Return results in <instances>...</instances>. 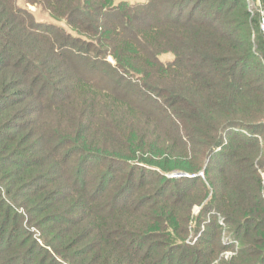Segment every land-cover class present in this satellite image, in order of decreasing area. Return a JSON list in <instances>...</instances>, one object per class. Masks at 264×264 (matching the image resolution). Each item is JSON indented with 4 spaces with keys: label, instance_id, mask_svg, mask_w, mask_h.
<instances>
[{
    "label": "trees",
    "instance_id": "trees-1",
    "mask_svg": "<svg viewBox=\"0 0 264 264\" xmlns=\"http://www.w3.org/2000/svg\"><path fill=\"white\" fill-rule=\"evenodd\" d=\"M114 1L98 6V22L88 10L89 17L69 16V9L85 7L79 1L28 0L41 2L56 21L66 16L71 30L86 36L80 39L36 19L17 0H0V264H165L168 256L166 264H264V167L258 171L264 166V0H258L263 16L251 11L248 0H192L190 10L181 9L186 0L170 7L163 0ZM201 7L209 15L194 17ZM151 13V20H143ZM63 39L72 43L61 48ZM78 46L110 54L115 63L104 65L117 80L118 70H148L151 63L160 76L175 78L165 83L167 98L186 95L188 101L177 98L178 113L168 106L141 119V107L122 95L128 89L120 90L115 79L110 86L104 79L103 91L95 77L66 67ZM166 52L173 59L157 62ZM146 74L152 76L147 71L141 79ZM184 105L191 109V125L184 123ZM166 118L170 125H162ZM232 127L259 133L248 136ZM182 129L200 144L193 167ZM163 153L178 155L188 168L171 166ZM240 154L236 164L232 159ZM257 154L263 160L254 167ZM205 159L211 189L205 213L217 210L207 226L219 232L192 240L187 216L195 202L188 191H194L171 190L165 173L190 175ZM155 166L161 173L151 170ZM125 191L132 200L123 198ZM218 215L229 244L223 243ZM206 236L215 239L213 251ZM235 246L234 256L217 261L220 250Z\"/></svg>",
    "mask_w": 264,
    "mask_h": 264
},
{
    "label": "rangeland",
    "instance_id": "rangeland-1",
    "mask_svg": "<svg viewBox=\"0 0 264 264\" xmlns=\"http://www.w3.org/2000/svg\"><path fill=\"white\" fill-rule=\"evenodd\" d=\"M40 1H44V0H40ZM77 1H79L78 6H80L81 4L85 3V7L83 5L82 9H79L78 7L75 10L74 9H69L67 11L69 13V16H74V17H80V16L84 17V16H86V17H89V15L87 14V10H88V12H90V14H91V17H90L91 19H93L94 16L97 15L98 16V22L100 20L103 21V17L100 19V14H99L100 11H99L98 6L106 3V0H72V3L73 2L76 3ZM191 1L192 0H186V2H184V3L181 2L182 6H184L181 9H184L185 6H187V8H189V10H190L191 9L190 8V2ZM119 2L128 3L130 5H132V4L139 5V4L145 3L146 0H115L113 5L117 4ZM203 2H205V1H203ZM163 3H164V6H166V4L169 7L172 6V5L175 6L174 0H163ZM248 3H249V8L251 9V11L259 10L261 16H263V12L260 11V9H259L260 5H259V1L258 0H248ZM17 4L19 6H27L33 12V14L36 17V19H40L44 23H51V24H54L56 26L62 27L65 30V32L71 34L73 37H77V38H80V39H86V36L79 35V34L77 35L73 30H71L70 25L67 23L66 16L61 18L60 21L54 20L51 17L50 12L42 7V3L41 2L39 4L38 3H33L32 4V3L28 2V0H17ZM104 10L106 11V9H103V11ZM77 11H78V13H77ZM182 12H183L184 15L186 14L185 10L182 11ZM208 15H209V13H207L204 10V7H201L194 14V17H199V16L200 17H205V16H208ZM151 17H153V13H151L148 18H144L143 20L149 21V20H151ZM90 26H91V28L92 27L94 28V26L92 24ZM128 28L130 29V25L129 24H128ZM131 29L136 30L134 25H133V27L131 26ZM86 33L89 34V32H87V31H86ZM59 42L61 44V48H66L69 43H72V41H69L68 39L59 40ZM77 42H80V41H77ZM83 43H85L87 45H91L90 42H83ZM73 46H76V44H73ZM97 47H98V52H101L103 47L96 46V48ZM77 49L79 51H77V50L74 51V53H76L75 57L70 56L69 59L65 60L66 67L70 71L75 70L76 74H81L84 77L85 76L86 77L89 76L90 78L95 77V83L97 84V87L99 89L103 90V91H104V88H103L104 79H105V81H107V82H105V84L107 86H110L116 80L117 83L119 85H121V87H119L120 90L125 92L126 88L128 89L126 94H122L120 91H118V92H120V94H122V95H127L128 98L134 100L136 107H138V106L141 107L140 110H142L144 112L142 115H140V112L138 111L141 119L143 117L144 118L145 117H157V115L160 114V110L161 109H165L168 106H171L172 110L174 112H177V102H176L177 98L178 99H184V100H185V98H187L186 95H181V96H178V97L175 96L171 100L168 99L167 95H165V93H169V95H170L171 89H170L169 86H166L165 83H167L168 81L169 82H173V80H175V78L170 79V78H168V76H166V77L160 76V73L158 72V68L156 66L151 67L152 66L151 63H149L151 69H148V70L146 69L147 65L140 66V67H143V68L137 69L136 72L135 71H129V69H127V71H125L123 69L122 70H118L120 76L118 77V80H117L116 79L117 76L112 74V72H110V70H109L110 68H108L107 65H104V63L106 64L107 62H110L109 65H111V66L113 65V63H115L114 59L112 58V56L110 54H108V56H107V54L103 55V56H99L97 53L92 54L91 52H88V50H87V48L85 46H78ZM63 50H65V49H63ZM89 56H91L93 58H96L97 61L93 60V62L91 63L89 61V59H88V58H90ZM104 56H105V58H104ZM142 57L146 58L143 55H142ZM172 59H173V55L170 52L161 53L156 58L157 62H159V63L162 62V63H165V64L170 62ZM90 60H91V58H90ZM100 60L103 62V64L101 63ZM205 66H207V64H205ZM208 67L209 66H207V68ZM57 69L60 70L61 68L58 67ZM69 70H67L68 73H69ZM147 71L150 72L152 74V76L146 74L147 77L144 78V79H141V75L144 74ZM250 72H251V69H250ZM209 73L210 72L206 73L207 77H208ZM148 83L150 84V88L147 87V85H149ZM175 83L177 85H179L178 84V80L175 81ZM195 92H198V91H195ZM186 100L188 101V98ZM108 103L110 105V108H113L111 106V102H108ZM256 106H259V105L257 104ZM180 110H181L182 114H184V117H183L184 118V123L186 122V125H191L190 119L188 120V118H190L189 115H191L188 112L191 109H188L184 105V106H182L180 108ZM96 112H98V109H96ZM49 114H51V113H49ZM58 114L56 115V119L57 120L61 117L60 113H58ZM250 115H251V113H250ZM167 116H170L168 114V112H167ZM92 117L96 118V116H92ZM192 118H194V117L192 116ZM171 121L172 120L170 118H166L165 120H163L161 122L163 123L162 125H164V124L165 125H170ZM155 123H156V121L153 120V119H152V121H150V125L151 126H153ZM232 128H235V129H233L234 131L241 132V133L246 134L248 136L250 134H252V133H254L255 136H258V133H259L258 131H253L252 129H244L242 127H232ZM232 128H230L228 130L232 131ZM179 132H182L181 136L184 137L183 139H188L187 141L184 142L185 143L184 147L186 149V150L185 149L184 150H185L186 154L188 155V159L187 160L189 161L190 166L193 167V166H195L197 164L196 161H194L193 163H190V162L199 156L200 144H198L197 141L191 140V138H193L191 136V135H193V133L192 134H188L189 132L187 131V129L186 130L185 129L184 130L183 129L179 130ZM172 133H175V132H172ZM48 134L49 133H47V135ZM169 135H172V134L170 133ZM196 136L199 139L200 136H201V131L199 133H196ZM45 137H47V136H45ZM175 139H178V138L175 137ZM163 154H164L163 155L164 158H167L166 160L170 161L169 164L171 166L184 165V166H186L188 168L187 162H184V161H182L183 163L177 162L178 159L175 158V157H178V155L168 158V157H165L167 153H163ZM241 156H242L241 154L239 156L236 155V157L234 159H232V161H235L236 158L238 159ZM148 157L151 158L152 160L157 161V162H162L163 161V159H160L161 157H157L155 155H151V156H148ZM206 160L207 159H205L203 165L201 166L202 167L201 170L198 169L197 172L194 171V170H192V171L190 170V175L187 174L186 172H180V171H178L176 169L173 170V171H169V172L165 173L166 174L165 177L170 180V182H169V184L167 186L171 190H174V189L177 188L176 191H179V189L191 188L192 187V189L194 191V192L188 191L189 194H191L194 197L192 199L190 198L192 200V203L195 202V203L192 204L191 212L187 216V220L189 221V222L188 221L187 222H188L189 227L191 228V232H190V234L188 236V239L190 238L192 240H195L197 237H199L202 234L203 235H205V234L209 235V234H215V233L219 232L218 229L207 226L208 222L213 220V218L211 217V213L212 212H216L217 210L215 208L213 210H211V208H209V212H208V209H207V212L205 213V208H206L205 204L210 202L209 200H210V194H211V189H209V184L207 183V181L205 179V176L203 174V169H205V167H206ZM261 160H263V159H261V156L259 154H257L255 156V158H254V161H253L254 167H256L255 166L256 161H261ZM133 163H135V162L133 161ZM237 163H238V161L236 162V164ZM111 167H112V165H111ZM181 167H183V166H181ZM263 167L264 166L258 167L259 173H261ZM196 168H199V165ZM259 168H261V169H259ZM151 170L158 171V172L161 173V171L156 166L155 167H151ZM112 171L115 174V173L118 172V169H112ZM192 172H196L197 177L199 179L193 181V178H191V177H193L195 175V173H194V175H191ZM118 175L119 174H117L116 176H118ZM145 177L149 178L148 175H146ZM186 178H188V179L186 180ZM261 183H262V188H261V195H262L264 193V179H263V177H261ZM135 185L136 184L134 183V186ZM134 188H136V187H133L132 190ZM170 189H167V190L170 191ZM206 189H208L207 194H206ZM132 192H134V191H132ZM129 193L130 192H126V191L123 192V198H125L127 201H128L129 198L131 199V195ZM200 215H202V216L199 218ZM218 217H219V221L218 222L222 226L221 232H222L223 243H228L229 244V242L225 241L226 240L225 239V235L227 234V229L224 228V222H223L224 218H223V216L220 217L219 215H218ZM205 238H207L206 241H205V244H206V246H209L208 250H211V249L214 250V248H213V243L215 242V239H213L214 237L213 236H206ZM149 240H151V238H149ZM203 247L204 246L201 245V243H200L199 248L203 249ZM208 250L206 249V251H208ZM213 250H211V251H213ZM236 250H237L236 246L234 247V251L233 250H223V251L220 250L219 253H218V256H217V261L219 259H224V260L230 259L232 256L235 255ZM170 260H172V258L170 256H168L165 259V261H164L165 264L168 261H170ZM174 262L175 261H173L172 263H174ZM176 264H178V263H176ZM212 264H216V260L215 259L212 261Z\"/></svg>",
    "mask_w": 264,
    "mask_h": 264
},
{
    "label": "built area",
    "instance_id": "built-area-1",
    "mask_svg": "<svg viewBox=\"0 0 264 264\" xmlns=\"http://www.w3.org/2000/svg\"><path fill=\"white\" fill-rule=\"evenodd\" d=\"M260 29L264 31V16L262 17V20L260 22ZM261 174H262V177L264 178V172H262ZM263 196H264V193H263Z\"/></svg>",
    "mask_w": 264,
    "mask_h": 264
}]
</instances>
